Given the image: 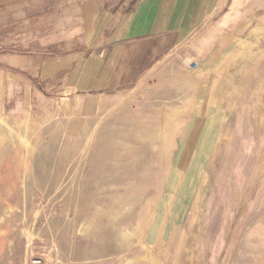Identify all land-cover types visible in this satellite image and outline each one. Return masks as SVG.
Returning a JSON list of instances; mask_svg holds the SVG:
<instances>
[{"label":"rangeland","instance_id":"rangeland-1","mask_svg":"<svg viewBox=\"0 0 264 264\" xmlns=\"http://www.w3.org/2000/svg\"><path fill=\"white\" fill-rule=\"evenodd\" d=\"M169 53L84 122L0 50V264H264V0Z\"/></svg>","mask_w":264,"mask_h":264},{"label":"crops","instance_id":"crops-1","mask_svg":"<svg viewBox=\"0 0 264 264\" xmlns=\"http://www.w3.org/2000/svg\"><path fill=\"white\" fill-rule=\"evenodd\" d=\"M219 2L0 0V50L34 89L85 122L183 44Z\"/></svg>","mask_w":264,"mask_h":264},{"label":"bare ground","instance_id":"bare-ground-1","mask_svg":"<svg viewBox=\"0 0 264 264\" xmlns=\"http://www.w3.org/2000/svg\"><path fill=\"white\" fill-rule=\"evenodd\" d=\"M243 45V44H242ZM185 108V107H184ZM200 116H202L201 117V119L198 121V124H196V126L197 127H199V129H201V131H202V133H203V135L205 134V133H207L208 132V130L210 129V126H211V124L209 123V121L207 120V118L209 117L208 115H207V113L203 110H201L200 112ZM162 118V117H161ZM23 121V120H22ZM164 121L165 120H163V122L162 123H164ZM195 123V122H194ZM167 124H163V126H162V128H164L165 126H166ZM176 130V131H175ZM177 128H174L173 130H172V133H166V132H163V138H166V142H168L169 143V148H168V145H165L166 147V152H171L170 150H171V147H173V145L175 144V142H176V135H177ZM194 136H196V133L193 131V133H191V137L189 138V141H192V139L194 138ZM188 144H190V143H188ZM195 153H197V152H195V151H193V150H190V145H188L187 147H186V150L183 152V154H182V156H181V158L177 161V157H175V161H174V168H173V171L172 172H174V174H176V175H179V174H181V172L183 171H185L186 172V170H185V168H186V165H187V161H188V159H189V156L191 155V154H195ZM173 155V154H172ZM182 172V173H183ZM178 178H179V176H178ZM177 178V179H178Z\"/></svg>","mask_w":264,"mask_h":264}]
</instances>
